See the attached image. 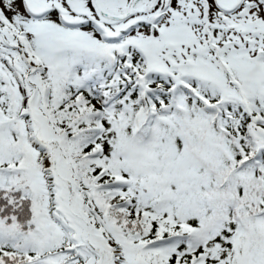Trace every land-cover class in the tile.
I'll return each mask as SVG.
<instances>
[{
  "label": "snow or ice",
  "instance_id": "snow-or-ice-1",
  "mask_svg": "<svg viewBox=\"0 0 264 264\" xmlns=\"http://www.w3.org/2000/svg\"><path fill=\"white\" fill-rule=\"evenodd\" d=\"M0 264H264V0H0Z\"/></svg>",
  "mask_w": 264,
  "mask_h": 264
}]
</instances>
